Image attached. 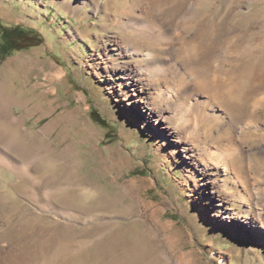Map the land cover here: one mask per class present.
<instances>
[{
    "label": "rangeland",
    "instance_id": "obj_1",
    "mask_svg": "<svg viewBox=\"0 0 264 264\" xmlns=\"http://www.w3.org/2000/svg\"><path fill=\"white\" fill-rule=\"evenodd\" d=\"M199 1L191 29L203 28L205 37L233 31L219 48L236 50L248 41L249 55L235 62L264 73V0ZM131 2L135 15L172 14L146 0ZM184 3L177 0V9ZM79 4L0 0L4 24L44 38L0 61V151L7 160L0 164V238L20 247L18 256L0 252V264H52L55 254L53 264H264V225L244 220L264 205V194L249 195L241 183L231 187L221 174L236 216L206 213L212 211L195 199L197 178L188 177L193 169L182 153L142 126L126 100L109 91L116 81L111 69L96 65L104 44L123 34L105 15L112 8ZM258 116L264 121V108ZM248 159L264 166V155Z\"/></svg>",
    "mask_w": 264,
    "mask_h": 264
},
{
    "label": "bare ground",
    "instance_id": "obj_2",
    "mask_svg": "<svg viewBox=\"0 0 264 264\" xmlns=\"http://www.w3.org/2000/svg\"><path fill=\"white\" fill-rule=\"evenodd\" d=\"M54 1L73 8L87 0L75 4L73 0ZM121 1L117 8L110 7L112 0H88L94 10L112 8L113 13L105 15L123 32L112 36L110 44H104L97 54L96 65L102 63L99 67L111 69L116 76V81L108 84L109 91L116 99L126 100L142 126L173 141L183 162L193 169L188 177L197 178L195 199L202 208L207 205L212 211L206 213L234 218L236 213L227 206V183L219 178L221 174L227 175L231 187L241 183L249 195L264 194V166L258 167L248 159L251 155H264V121L258 116L264 108V73L252 67L241 68L235 62L241 55H249L248 41L239 49L224 50L222 45L221 50L218 42L233 31L223 28L215 37H205L203 28H197L199 25L191 29L198 17L199 0H185L179 10L177 0H146L149 8H168L165 12H172L156 19L145 15V10L133 14L136 6L131 0ZM182 11L185 17L180 22L177 17ZM234 30L243 31L237 27ZM59 74V70L55 71L51 77ZM243 79L247 88H241ZM6 162L0 151V164ZM244 220L264 225V205L244 215ZM19 249L18 244L0 238V252L18 256ZM57 255L51 259L52 264Z\"/></svg>",
    "mask_w": 264,
    "mask_h": 264
},
{
    "label": "trees",
    "instance_id": "obj_3",
    "mask_svg": "<svg viewBox=\"0 0 264 264\" xmlns=\"http://www.w3.org/2000/svg\"><path fill=\"white\" fill-rule=\"evenodd\" d=\"M43 41L42 34L36 29L7 25L0 20V61L15 49L38 46ZM95 120L101 121L99 118Z\"/></svg>",
    "mask_w": 264,
    "mask_h": 264
}]
</instances>
